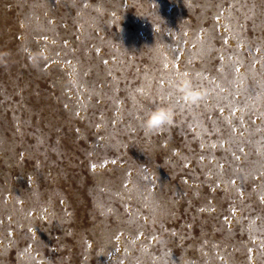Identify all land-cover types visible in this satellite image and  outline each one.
Segmentation results:
<instances>
[{"label":"rangeland","instance_id":"374dc122","mask_svg":"<svg viewBox=\"0 0 264 264\" xmlns=\"http://www.w3.org/2000/svg\"><path fill=\"white\" fill-rule=\"evenodd\" d=\"M0 264H264V0H0Z\"/></svg>","mask_w":264,"mask_h":264},{"label":"clouds","instance_id":"9594fccd","mask_svg":"<svg viewBox=\"0 0 264 264\" xmlns=\"http://www.w3.org/2000/svg\"><path fill=\"white\" fill-rule=\"evenodd\" d=\"M44 53L38 51L32 53L31 59L34 66H38L39 60L43 58ZM172 86L179 91L183 98L190 104L198 103L204 98V91L194 88L190 80L185 78H177ZM174 119V109L171 106L158 107L147 113L146 118L142 120L141 127L146 132H154L160 130L162 127L170 125Z\"/></svg>","mask_w":264,"mask_h":264},{"label":"snow or ice","instance_id":"6c2138e0","mask_svg":"<svg viewBox=\"0 0 264 264\" xmlns=\"http://www.w3.org/2000/svg\"><path fill=\"white\" fill-rule=\"evenodd\" d=\"M236 71H239V69H236ZM184 75H187V73H184ZM241 152H243V149H240ZM236 159H239V156L236 157ZM233 184L235 183V181H231Z\"/></svg>","mask_w":264,"mask_h":264}]
</instances>
